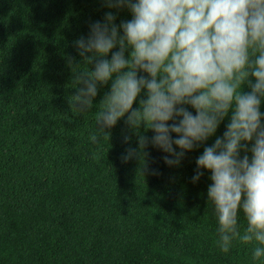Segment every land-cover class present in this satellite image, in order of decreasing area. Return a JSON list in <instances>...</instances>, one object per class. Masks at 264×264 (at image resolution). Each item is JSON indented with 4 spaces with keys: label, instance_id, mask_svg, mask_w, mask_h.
I'll return each mask as SVG.
<instances>
[{
    "label": "trees",
    "instance_id": "obj_1",
    "mask_svg": "<svg viewBox=\"0 0 264 264\" xmlns=\"http://www.w3.org/2000/svg\"><path fill=\"white\" fill-rule=\"evenodd\" d=\"M108 11L117 25L132 18L102 0H0V264H264L252 259L255 244L236 240L220 251L210 173L192 182L197 157L223 135L231 112L179 167L149 146L148 166L160 175L144 177L143 160H121L137 147L124 119L108 134L96 128L111 81L98 85L88 111L70 107L76 76L94 70L73 42ZM140 99L144 91L134 108ZM238 226L243 234L242 213Z\"/></svg>",
    "mask_w": 264,
    "mask_h": 264
},
{
    "label": "clouds",
    "instance_id": "obj_2",
    "mask_svg": "<svg viewBox=\"0 0 264 264\" xmlns=\"http://www.w3.org/2000/svg\"><path fill=\"white\" fill-rule=\"evenodd\" d=\"M109 9H127L131 19L115 23L108 11L75 40L78 55L94 70L76 76L81 85L70 107L86 112L98 85L111 81L100 103L96 128L107 133L122 118L137 135L124 163L143 160L146 149L165 153V165L179 167L186 153L215 135L229 116L222 136L196 159L192 182L210 173L207 197L218 221L217 247L228 253L233 241L255 244L253 261L264 258V0H102ZM122 33V34H121ZM117 51H113L116 49ZM129 52L126 58L125 52ZM111 53L110 59L108 58ZM74 58L69 59L71 64ZM146 73L147 75H138ZM247 84L249 91H243ZM139 107L133 105L141 92ZM185 105L191 106L195 113ZM171 122V123H169ZM141 126L151 137L140 134ZM108 134V133H107ZM175 134V135H173ZM98 142V135L90 137ZM125 136L124 143L130 144ZM250 145V146H249ZM244 152L241 156V152ZM250 152V156L247 154ZM243 214L247 226H238Z\"/></svg>",
    "mask_w": 264,
    "mask_h": 264
}]
</instances>
